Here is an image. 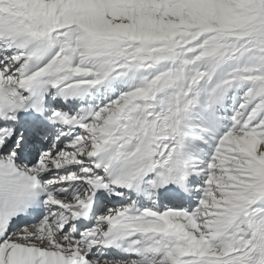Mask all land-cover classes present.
<instances>
[{"label":"snow or ice","instance_id":"1","mask_svg":"<svg viewBox=\"0 0 264 264\" xmlns=\"http://www.w3.org/2000/svg\"><path fill=\"white\" fill-rule=\"evenodd\" d=\"M0 264H264V0H0Z\"/></svg>","mask_w":264,"mask_h":264}]
</instances>
